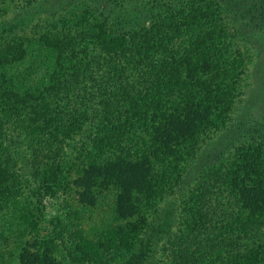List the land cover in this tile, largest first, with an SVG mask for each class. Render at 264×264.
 Wrapping results in <instances>:
<instances>
[{
    "label": "trees",
    "instance_id": "16d2710c",
    "mask_svg": "<svg viewBox=\"0 0 264 264\" xmlns=\"http://www.w3.org/2000/svg\"><path fill=\"white\" fill-rule=\"evenodd\" d=\"M37 1L0 0V20L16 18L0 29V208L17 204L20 182L55 199L75 175L92 178V201L79 206L91 214L113 200L111 218L89 219V230L129 246L126 264L152 263L166 235L168 264H264V141L207 152L239 114V36L264 29V0H70L59 18L20 22ZM21 27L42 35L34 50L14 37ZM237 127L242 138L252 128ZM111 184H133L119 219ZM24 214L20 254L55 246L71 226L55 218L40 243L43 211ZM75 236L85 256L98 254L92 232ZM75 253L62 255L86 264Z\"/></svg>",
    "mask_w": 264,
    "mask_h": 264
},
{
    "label": "rangeland",
    "instance_id": "374dc122",
    "mask_svg": "<svg viewBox=\"0 0 264 264\" xmlns=\"http://www.w3.org/2000/svg\"><path fill=\"white\" fill-rule=\"evenodd\" d=\"M68 3H70V0H41L37 1V3L33 2L31 5L32 7L29 9L19 11L18 18L19 21L25 20L24 22L27 24L37 23L46 19L49 20L50 17L59 18L60 16H63V12L66 11ZM15 19V15H8L5 18H2L0 20V29ZM252 33L253 31L243 30L242 34L239 36V48H241L242 53H245L248 74L245 77L241 102L237 103L239 114H237L235 118L232 130H230V132L221 139L217 138L212 141L210 146L207 148V152H215V155L219 154L218 150H222L223 148L228 150V147L232 146L231 144L235 147L239 145V142L241 141L246 142L251 139L253 141H264V29L258 31L257 34L256 32ZM31 35V28L28 29L21 27V29H17L15 31L14 37L24 40L25 47L27 46L34 50V41L38 39L42 40V35L40 33L36 34V39H34ZM8 43L9 40L2 42L3 45H7ZM46 56V54L42 55L41 60H44ZM34 61L40 62V59L38 57L32 59L28 70L33 67L32 64ZM23 69L24 68L21 67V71H23ZM242 123L248 125L251 124L252 127L250 132L245 134V138H242L243 135L241 131L239 132V128L237 127L238 125H244ZM229 149H232V147ZM209 153L207 154L210 155ZM200 164V161H197L198 166L194 164L192 165L191 170L194 171V175H192L193 177H196L197 169ZM121 171H124V168H122ZM72 180V190L67 194L59 191L55 199H37V195H30L29 188L25 186L26 183L20 182L18 187L19 191L23 192V196L20 197L18 195L16 198L17 204L0 208V264H75L67 261V259H64L62 254L65 253V251L76 250L77 253L74 254L75 256L81 259L88 258L86 264H126V257L130 254V249L128 248L129 246L124 247L117 244L111 246L105 242L104 235L101 234V232H95L94 229H91V231L89 230L91 225L89 219L104 222L111 218L108 217L107 212H109V214L112 213L111 207L113 200H107L106 203L108 205L105 206H90L91 214L87 213V211H84V208L79 206V203L83 202L88 204L92 201V191L90 187L93 188L95 181H93L92 178L83 179L76 175ZM111 185L112 186L110 187L115 189L113 190L115 191V195L117 193V197H115L116 202L114 204L116 208V215L114 219H119L122 214L125 213L124 208L126 207L124 205L126 204L118 205L117 202L118 200L120 203L126 202L124 201L125 199H120L119 197L123 194V192H125L127 197V192L131 190L133 184L128 186L127 190H123V192L117 189L118 187L114 184ZM30 200L32 201L35 209L38 211L42 210L45 215L44 222L40 224L42 229L38 234V240H41L40 243L49 239L46 235H48L53 228V226H51L52 223L54 224L57 222L55 221V218H58L59 221H63L68 225L71 224V226L67 229L66 233L63 234L64 240L59 241L57 239L55 246L47 245L48 248L45 246L37 251L33 248H27L28 251L20 254V243L28 236L23 230L26 219L24 214L25 209L35 212L34 208H30ZM24 202L25 204L21 206ZM26 203H29L28 207ZM163 207L166 208L167 206L163 205ZM128 209L130 208H127V211ZM71 210H78L76 218H71L70 215H67ZM121 221L122 220H120V223ZM115 222L118 221L115 220L114 223ZM102 224L105 226L106 222L99 223L100 226ZM76 229L92 232V237L88 241L92 247L99 249L96 256H89V258L84 255L86 250L79 247L82 241H79V238L75 236ZM110 229L113 230L114 227L111 226L109 227V230ZM168 237L169 236L167 235L164 236L165 239L157 244L155 247V254H153L152 257L153 261L150 264L170 263L173 249L169 247V243L167 242ZM49 248L51 250H49ZM212 263L213 261L210 262V260H208L207 264Z\"/></svg>",
    "mask_w": 264,
    "mask_h": 264
}]
</instances>
